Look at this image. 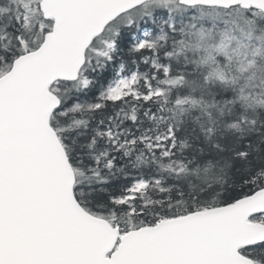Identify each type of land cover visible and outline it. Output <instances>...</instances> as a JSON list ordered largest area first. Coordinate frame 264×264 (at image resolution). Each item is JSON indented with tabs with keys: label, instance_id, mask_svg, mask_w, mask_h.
I'll list each match as a JSON object with an SVG mask.
<instances>
[{
	"label": "snow or ice",
	"instance_id": "obj_1",
	"mask_svg": "<svg viewBox=\"0 0 264 264\" xmlns=\"http://www.w3.org/2000/svg\"><path fill=\"white\" fill-rule=\"evenodd\" d=\"M0 264H264V0H0Z\"/></svg>",
	"mask_w": 264,
	"mask_h": 264
}]
</instances>
